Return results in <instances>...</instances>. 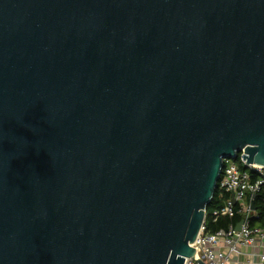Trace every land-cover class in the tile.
Returning <instances> with one entry per match:
<instances>
[{"label": "water", "instance_id": "95a60500", "mask_svg": "<svg viewBox=\"0 0 264 264\" xmlns=\"http://www.w3.org/2000/svg\"><path fill=\"white\" fill-rule=\"evenodd\" d=\"M239 155L264 0H0V264H185Z\"/></svg>", "mask_w": 264, "mask_h": 264}, {"label": "built area", "instance_id": "2783aa9c", "mask_svg": "<svg viewBox=\"0 0 264 264\" xmlns=\"http://www.w3.org/2000/svg\"><path fill=\"white\" fill-rule=\"evenodd\" d=\"M241 162L245 172L235 160L224 161L218 191L220 197H230L224 208L213 213L214 222L221 217H240L239 222L213 233L208 228L206 212L203 227L192 245L197 251L185 264H264V228L253 226L259 214L257 207L252 208L256 203L254 196L264 193V168L247 166L242 157Z\"/></svg>", "mask_w": 264, "mask_h": 264}, {"label": "trees", "instance_id": "16d2710c", "mask_svg": "<svg viewBox=\"0 0 264 264\" xmlns=\"http://www.w3.org/2000/svg\"><path fill=\"white\" fill-rule=\"evenodd\" d=\"M235 162L239 164L241 171L245 172L247 170L241 162V155H239L238 159H236ZM229 197H230L229 195L220 197V193L217 189L214 195V198L207 209L206 222H207L209 230L213 233L219 230H222V229H227L230 225H236L240 220V217H235L233 219H230L228 217H221L216 222H214V218H213L214 211L224 208L225 203L227 202ZM263 200H264V193H261L256 198L255 205L258 209L259 216H258V219L253 220L254 227L264 228Z\"/></svg>", "mask_w": 264, "mask_h": 264}]
</instances>
